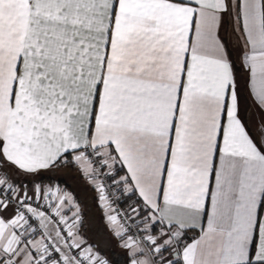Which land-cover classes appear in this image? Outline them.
Here are the masks:
<instances>
[{
  "label": "snow or ice",
  "instance_id": "snow-or-ice-1",
  "mask_svg": "<svg viewBox=\"0 0 264 264\" xmlns=\"http://www.w3.org/2000/svg\"><path fill=\"white\" fill-rule=\"evenodd\" d=\"M0 264H264V0H0Z\"/></svg>",
  "mask_w": 264,
  "mask_h": 264
},
{
  "label": "crops",
  "instance_id": "crops-1",
  "mask_svg": "<svg viewBox=\"0 0 264 264\" xmlns=\"http://www.w3.org/2000/svg\"><path fill=\"white\" fill-rule=\"evenodd\" d=\"M116 259H118V260H119V257H116Z\"/></svg>",
  "mask_w": 264,
  "mask_h": 264
}]
</instances>
